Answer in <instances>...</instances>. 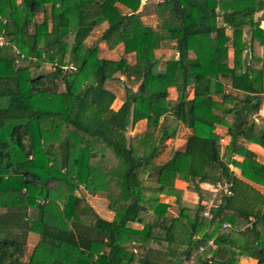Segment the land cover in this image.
<instances>
[{"label":"trees","instance_id":"trees-1","mask_svg":"<svg viewBox=\"0 0 264 264\" xmlns=\"http://www.w3.org/2000/svg\"><path fill=\"white\" fill-rule=\"evenodd\" d=\"M148 4L0 0V264H182L191 256L195 264H239V256L264 264V193L255 187L264 186V163L246 145L264 148L254 117L264 96L256 17L264 0L150 3L155 25L141 14ZM105 22L102 40L110 49L123 44L134 63L100 57L87 42ZM165 42L177 56L160 67L155 51ZM117 73L137 87H126L115 109L105 85ZM141 120L146 129L128 136ZM218 125L227 128L226 145ZM182 127L184 148L156 163ZM153 174L156 185L145 184ZM177 180L201 202L203 183L227 193L210 216L197 205L170 218L164 197L183 202ZM81 186L106 194L112 220L77 194ZM30 232L39 238L24 260Z\"/></svg>","mask_w":264,"mask_h":264},{"label":"rangeland","instance_id":"rangeland-1","mask_svg":"<svg viewBox=\"0 0 264 264\" xmlns=\"http://www.w3.org/2000/svg\"><path fill=\"white\" fill-rule=\"evenodd\" d=\"M150 3H152V2H149V4L147 6L143 7V10H142L141 14L143 16V19H144L145 23H147L149 25H155L157 23V18H156V15L154 14V5H153L154 2H153V4H150ZM37 19L38 20H42L43 19V15L39 14ZM105 25L98 26V27H96L93 30L91 35L87 38V42L89 44L95 46L100 41H102V33H103L104 29L106 28ZM231 33H232V31L230 30V34ZM103 43L105 44V41H103ZM155 53H156V56L160 60V67H164L167 60L173 59L174 57L177 56V50H176L173 42H165L160 49H157L155 51ZM230 54L232 55V51L230 52ZM99 56L103 57V55L101 54L100 50H99ZM123 56L127 57L128 61L130 63H134L135 62L134 54H132V55L128 54L127 55V54L124 53L121 57H123ZM121 57H119V58H121ZM18 64L22 65L24 63L19 62ZM48 68L49 67L45 68L46 71L49 70ZM60 86H61L60 89H63V86L62 85H60ZM105 87H107L108 89L114 91V93L116 94V99H115V101L113 103V107L116 105L117 108H115V107L114 108L118 109L120 107L119 105H121L123 100H124V97H125V94H126V87H133V88L136 89L137 85L135 83L131 82V81H128L127 78L126 79L123 78L122 74L117 73L116 74V78H112L111 80H109L106 83ZM189 91L192 92L191 88H190ZM169 97H170V99H176L177 91H176L175 87H171L169 89ZM254 117L264 127V96H263L262 104L260 106V110L258 112L254 113ZM146 126H147L146 122L139 121L133 127H130L128 129L127 135L129 136V135H134V134L140 133L141 131H144L146 129ZM216 132L221 134V135H223L222 133H226L227 132V128L222 126V125H218L217 128H216ZM188 133H189V131L185 130L183 128L175 139H169L168 141H166L165 144H163L160 147L159 151L156 154V160H155L156 163L165 162L166 160H168L172 156V154H173V152L175 150L183 149L184 146H185V142H186V138H187ZM247 143H246V145H247ZM256 155H257L258 160H260L262 163H264V152L263 151H259V153L256 154ZM144 183L148 184L150 186L151 185L155 186L156 185V175L155 174L148 175L147 178L145 179ZM204 187L206 189V188L210 187V184L203 183V188H202L203 200H202V202L199 199L198 193L192 191L191 188L188 186V183L185 185L186 190H184L185 193H183L182 205H179L177 203L175 196H171L170 199H169V202H168L169 205H170L169 210H168V214L170 215V218L171 217H175L179 213L181 207H183V206L189 207V208H196L197 205H200L201 206L200 214L202 215V212H203V209H204L203 201L207 200L209 198V196H210L209 192L208 193L205 192L206 190H204ZM258 187H259L258 189H260V191L264 193V186H258ZM77 194L85 196L87 201H89V203L95 208L97 213L102 218L109 219L106 216V214H107L106 211H108L107 208H108V203H109L108 199L106 197V194L89 192L87 189L84 188V186H81V188L77 191ZM95 195L101 196L102 197V201L103 200L106 201V206H103L101 208H99L98 206L95 207L94 205H97V203L95 202V199L98 198ZM105 207H107V208H105ZM5 211H6L5 209H0V213H3ZM29 211L31 213V216L37 215V210L34 209L33 207H30ZM144 217L145 218L147 217V213L143 212L142 213V218L144 219ZM143 221L144 220L136 221L134 223L141 224V223H143ZM135 227H140V226L139 225H135ZM10 231L11 230H10L9 225H6V227L4 228L3 233L7 232V234H9ZM38 238H39V235L37 233L30 232L28 237L26 235V244H27L26 246L27 247H26V253H25L24 260L28 259L30 253L33 250V247L35 246V244L38 241Z\"/></svg>","mask_w":264,"mask_h":264},{"label":"crops","instance_id":"crops-1","mask_svg":"<svg viewBox=\"0 0 264 264\" xmlns=\"http://www.w3.org/2000/svg\"><path fill=\"white\" fill-rule=\"evenodd\" d=\"M146 4V3H144ZM256 17L259 19L260 21V27L264 28V9L257 12L256 13ZM106 24V25H105ZM105 25V27H107V23L105 22L104 24H102L101 26ZM228 34H230V30L228 29ZM103 40L100 41L98 43L99 47H100V52L101 54L103 55L104 58H109V59H118L119 57H121L123 54H124V51H123V44H119L116 48L114 49H110L106 42L105 44L103 43ZM262 52L264 54V46L262 48ZM132 55V54H130ZM231 55V54H230ZM121 104V103H120ZM120 106V105H119ZM118 106V107H119ZM115 108H117V106L115 105L114 106ZM141 122H146V120H141ZM147 123V122H146ZM185 129V130H188V128L186 127H182L179 131V133L181 132L182 129ZM189 131V130H188ZM175 139V138H174ZM247 146L248 148H250L251 150H253L256 154L259 153V151H263L264 152V148H262L260 145L258 144H255V143H247ZM186 182L185 181H182V180H177L176 181V186L181 189L183 192L184 190H186L185 188V184ZM255 187L259 188L257 185H255ZM203 188V186H202ZM204 190H205V187H204ZM206 193H208V191H205ZM185 193V192H184ZM97 196L98 198L95 199V202L97 203V205H94L95 207H103V206H106V201H102V197L101 196H98V195H95ZM171 196H165L164 197V200L169 202V199H170ZM107 208V207H105ZM108 211H106V216L109 218L108 220H112L113 217H114V212H112L109 208H107ZM146 213V212H144ZM144 223H132V225L135 227V225H139L140 227H136V228H141L143 226ZM238 263L239 264H257V260L253 257H250V256H239L238 257ZM182 264H188V262H182Z\"/></svg>","mask_w":264,"mask_h":264},{"label":"built area","instance_id":"built-area-1","mask_svg":"<svg viewBox=\"0 0 264 264\" xmlns=\"http://www.w3.org/2000/svg\"><path fill=\"white\" fill-rule=\"evenodd\" d=\"M165 0H142V3H149V2H154V3H161ZM3 37H0V45L3 44ZM223 135L220 134V142L223 145H226L229 140H230V136L228 135V133H222ZM222 189H224V192L227 193V188L225 185H222L221 183H217L216 185H210V196L207 200L203 201V215L204 216H210V212L212 210V208H215L217 206V198L220 196L221 191H223ZM224 226H230V224L228 223H224ZM210 245H213V240H210L208 242ZM200 250H203V246L200 247ZM188 264H195V259L194 256H191L189 258Z\"/></svg>","mask_w":264,"mask_h":264}]
</instances>
